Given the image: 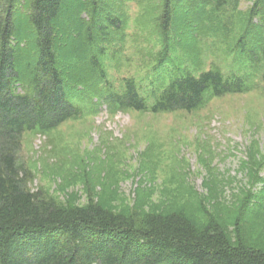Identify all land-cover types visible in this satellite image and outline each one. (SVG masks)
<instances>
[{
	"label": "rangeland",
	"instance_id": "obj_1",
	"mask_svg": "<svg viewBox=\"0 0 264 264\" xmlns=\"http://www.w3.org/2000/svg\"><path fill=\"white\" fill-rule=\"evenodd\" d=\"M94 1L83 0L78 19L90 22ZM96 1L99 19L111 15L123 24L98 43L117 92L131 79L152 105L158 80L215 68L248 76L252 89L191 112L110 114L102 105L45 135L27 132L19 163L31 174L28 188L60 206L97 204L139 221L179 213L202 230L213 219L232 245L264 252V62L239 47L257 27L264 38V11H253L258 0ZM187 3L200 8L193 24L198 60L189 55V23L178 31L182 23L175 21L162 33L166 7L180 12ZM29 5L18 7L24 16Z\"/></svg>",
	"mask_w": 264,
	"mask_h": 264
},
{
	"label": "trees",
	"instance_id": "obj_2",
	"mask_svg": "<svg viewBox=\"0 0 264 264\" xmlns=\"http://www.w3.org/2000/svg\"><path fill=\"white\" fill-rule=\"evenodd\" d=\"M21 1L0 0V264H264L262 250L232 245L213 219L202 230L179 213L139 221L97 204L60 206L28 188L31 174L19 163L27 132L45 135L102 105L110 114L191 112L212 98L249 92L252 83L219 68L187 72L158 80L150 105L131 79L117 92L102 65L98 43L122 28L121 20L99 19L96 0L90 22L78 19L83 0H30L26 16ZM180 10L166 7L162 33L175 21L182 23L178 31L189 23V55L198 60L193 24L200 8L187 3ZM253 11H264V0ZM260 28L239 44L255 62H264Z\"/></svg>",
	"mask_w": 264,
	"mask_h": 264
}]
</instances>
